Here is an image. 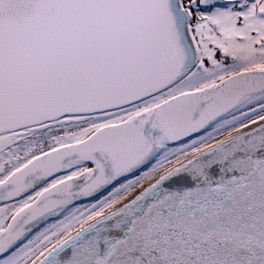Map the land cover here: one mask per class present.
Instances as JSON below:
<instances>
[{"label": "snow or ice", "instance_id": "obj_1", "mask_svg": "<svg viewBox=\"0 0 264 264\" xmlns=\"http://www.w3.org/2000/svg\"><path fill=\"white\" fill-rule=\"evenodd\" d=\"M0 264H264V0H0Z\"/></svg>", "mask_w": 264, "mask_h": 264}]
</instances>
